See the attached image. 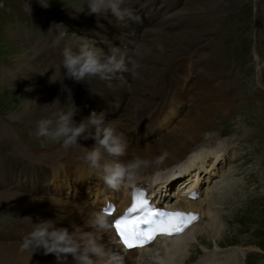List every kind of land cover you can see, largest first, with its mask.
Segmentation results:
<instances>
[{
	"label": "bare ground",
	"instance_id": "1",
	"mask_svg": "<svg viewBox=\"0 0 264 264\" xmlns=\"http://www.w3.org/2000/svg\"><path fill=\"white\" fill-rule=\"evenodd\" d=\"M182 2L186 6L184 13L174 12L169 17H174L175 22L188 20V24L192 27L189 31L178 33V35L172 34L171 30L166 29L174 27L171 22L162 27L153 26L149 31H145L144 34L154 33V37L148 41L139 42L138 40L129 45L128 48L117 47L128 52H131L137 46L142 49H150V54L142 60L138 78L123 73L122 78L118 76L110 80H102L99 77H89L86 82L79 83L63 78L64 70L60 68L63 59L62 52L64 48L68 47L76 54L79 51V44L88 40L86 36V38L82 36L76 42L66 40L62 33L64 30L62 24L69 19V22L75 23L77 28L79 24L82 28H86L95 21L111 24L117 20L111 14L105 16L88 15L86 5L84 6L85 12L80 14L75 13L72 9L57 10L53 8L45 9L40 6L38 9L29 7L28 10L31 13L50 24L51 27H56L43 30L44 25L39 24L44 32V38L41 41L33 40L36 49L33 48L30 52H32L35 60L31 59V62H29L20 58L17 59L15 64L19 66L23 78L28 80V83H24L28 88L24 91H18L17 94L11 95L12 97L9 98L11 106H16L18 103L21 108L18 114H12L11 116L21 121L31 119L32 122L28 124V127L37 128V122L40 119L54 118V113L59 108L71 103L67 101L68 94L71 93V91L68 92L70 88L85 90V93L89 95L97 89H111L117 92L122 89L125 96V108L122 111L119 110L113 113L101 110L95 111V109L90 108L82 114H76L74 120L78 124L92 112L104 113L106 121H112V126L118 132L125 134L128 141L126 154L119 158H113L101 150V163L119 159L121 163L127 164L138 157L147 161L148 165L140 170L135 179L125 181L124 185L118 189H111L103 180H98L94 171L88 170L86 172L79 169V175L75 176L76 174H74L73 177L71 174L75 173L76 170L70 171L68 175L64 172L65 167L61 170L55 168V170L50 171L52 165L65 164L62 159H53L54 157L75 158L74 162H76L75 166L77 168V163L84 161L82 149L73 147L65 150L62 146L58 148L59 145L58 149L51 153L31 155L24 149V146L14 140L12 135L8 134V131H5L6 129L0 128V155H2L0 157V182L2 183L3 180L7 184V188L3 185L2 190H0V215L5 211H11L15 216L17 214L18 220H23L26 223V220H29L30 227L25 228V236L31 232L32 223L37 222V218L54 220L57 227L68 228L70 232L74 230L73 226H76L78 227L76 229L77 235L80 234L81 228L84 231H94L86 225L90 223L95 214L101 213L100 208L108 200V196L111 198L114 194L112 200H118V204L122 205L124 200L126 202L125 195L129 183L140 179L142 185H144L143 188L149 187L148 194L154 195L153 203L157 205L161 203L163 207L171 206L174 210L199 213L202 219L193 226L191 232L179 239L159 237L150 247L136 253L127 252L122 248L113 229L110 227L113 218L106 217L107 229L98 232L97 235L101 238V243L109 254L122 257L123 264H191L197 255L201 253V251L195 253L199 248L196 249L197 247L193 243L198 239L203 243L202 237L206 236L215 248L207 253L206 251L209 248L203 246L202 249L206 253L202 255L196 264H237L239 255L236 252L233 251L232 254L223 255L215 252L220 249L218 243L227 230V218L221 211L228 212L232 200L226 197L231 193L236 195L235 189L226 184L225 179L218 182L212 179V173L215 169L213 167L223 160L227 146L215 140L214 127L216 125L207 120L208 115L205 114L206 119L201 117L205 113L204 111L210 112V108L204 107L207 105L208 100L206 98L200 99L195 109L190 108L191 104H195L193 101L197 103L196 92L199 89H210L213 92H219L218 89L224 90L222 94H217L220 108L227 106L228 103H230L229 108H232L236 101V97L231 94L230 82H226L229 85L228 88H225L224 84L215 87L213 81L209 79H214L216 78L214 76L222 73V71H217L216 63L198 57V52L205 49L210 40L208 30L201 31L198 28L203 25L210 28L212 20H214L220 9L217 0H181L179 3ZM146 3L144 2L138 8H133V2L129 7L133 8L135 15H139L143 19L147 12H143L141 7ZM199 7L206 8L207 12H202L198 9ZM148 13L151 14V10ZM73 15L78 17L73 18ZM128 22L133 23L130 20ZM148 23L149 21L147 25H149ZM188 24L182 29L188 28ZM93 45L102 49L105 53L110 50V47L105 48L104 44H88V46ZM154 53L159 56H155ZM24 56L26 59V55H21V57ZM258 60L260 61L259 65H261L263 62L260 58ZM191 61L194 63L193 65H191ZM153 65L162 66L159 70L160 76L152 75V71L156 70ZM263 69L264 65L262 66ZM199 70L204 71L200 72ZM54 71L61 73V79L51 84L49 79ZM258 71L260 73L261 68ZM37 74H39L40 80L34 82ZM142 74L148 76L147 81V78L144 79ZM17 76L22 80L20 75L17 74ZM65 90L67 92L63 94ZM184 90H186V93L189 92L188 97L187 94H184ZM55 91L56 94L53 93ZM60 95L68 102L67 104L62 101ZM57 97L60 99L59 105L45 106L51 105ZM27 100H34L37 106L29 104ZM186 102L190 103L189 106L187 105L188 110L186 113L181 114V109L186 106ZM178 115H180L179 124L181 127L176 124V127L179 128L175 129L173 127V131L167 135V132L164 133V131ZM148 122L153 124L152 128H149L145 133H140L144 135L143 137L138 133L136 134L139 137H134L135 130ZM94 131V128L89 126L86 135H91ZM78 143L83 147L91 148L94 146L95 141L91 138H81ZM195 144H199L201 147H193ZM4 156H8L7 161H5ZM210 159L213 160L214 164L209 163ZM31 163L43 166L42 168L47 166L44 168V175L49 178V180L45 179L47 187L33 185V188H26L22 185L28 178L32 177L30 175H33ZM10 168L12 169L10 170ZM208 176L210 177L207 179ZM95 178L98 184L93 183V185H90V180ZM204 179L205 181L211 180V182L205 187H197L198 180L202 181ZM11 181L15 185H11ZM194 183L197 184L194 186V190L200 188V197L193 202H188L183 195L186 190H189L187 185L193 186ZM213 183L215 184L214 187ZM20 188L22 190H19ZM81 189H83V193H80ZM237 193L241 194L239 191ZM24 226L26 225L17 224L15 227L2 229L0 232V264H56L52 255L45 256L42 252L32 255L31 250H21V244L25 236L22 235L18 240L16 235H20V230ZM207 242L205 241V243ZM247 251L248 249H245V252ZM250 251L252 252V250ZM106 260L107 257L98 259L97 264H106ZM67 264H74V262L69 258Z\"/></svg>",
	"mask_w": 264,
	"mask_h": 264
},
{
	"label": "rangeland",
	"instance_id": "2",
	"mask_svg": "<svg viewBox=\"0 0 264 264\" xmlns=\"http://www.w3.org/2000/svg\"><path fill=\"white\" fill-rule=\"evenodd\" d=\"M217 1L220 11L212 20L211 27L206 28L203 25L198 28L201 31L208 30L207 32L210 33L209 43L205 46V49L198 52V57L216 63L217 71H222V73L214 76L216 77L214 79H209L213 81L215 87L224 84L225 88H228L230 85L231 94L236 97V101L232 108H229L230 103L220 108L217 94H222L224 90L218 89L219 92H213L210 89H199L196 92L197 103L193 101L196 105L191 104L190 106V108L195 109L200 99L206 98L208 100L207 105L204 107L210 108V112L204 111L205 113L201 117L206 119L205 114L208 115L207 120L216 125L214 127L215 140L227 146L223 160L213 167L215 169L212 173V179L215 182L225 179V183L233 187L236 192V195L231 193L226 197L232 200L228 212L221 211L227 218V230L218 243L220 249L215 252L219 255L236 252L239 255L237 264H264V69L262 70L264 65V0ZM71 3L72 0H0V128L6 129L5 131H8V134L12 135L14 140L24 146L27 152L35 156L51 153L62 145L59 141L37 137V128L28 127V124L32 122L31 119L21 121L11 116L12 114H18L21 108L18 103L16 106H11L9 98L12 97L11 95L17 94L18 91H24L28 88L24 84L28 83V80L23 78L19 66L15 63L19 58L23 61L28 60L31 62V59L34 61L35 58L30 52L33 48L36 49L33 40H43V30L56 27H51L50 24L31 13L28 10L29 7L38 9L40 6L45 9L66 10L71 9L69 8ZM182 4L183 2L179 4L174 12L183 14L186 6ZM198 9L207 12L204 7ZM77 17V15H73V18ZM69 21L68 19L62 24L64 29H62V33L66 40L72 42H76L82 36L87 37L88 41L85 40L79 46L93 43L104 44L105 48L111 46L121 47L134 44L137 40L135 33L139 30V27L134 22L131 24L128 21L124 23L116 21L111 24H103V21H95L86 28H82L80 24L77 28L75 23ZM175 23L174 20L171 24ZM39 24L44 25L43 30ZM191 28L188 24V28L185 30L181 28L180 30H171V32L178 35V33H185ZM154 54L159 56L157 53ZM21 55H26V59L25 56L21 57ZM258 58L263 62L261 65H259ZM193 64L192 62L191 65ZM153 67L156 70L152 71V75L160 76L159 70L162 66L153 65ZM258 67L261 68L260 73H258ZM199 71L203 72L204 70ZM17 74L21 76L22 80ZM142 76L144 79L147 78L146 81L148 80V76L146 77L145 74H142ZM39 80L40 76L37 74L34 82H39ZM226 82H230V84L228 85ZM120 90V92L111 89L93 90L90 95L93 101L91 108L95 111L101 110L113 113L119 110L122 111L125 108V96L122 89ZM53 93L56 94V91ZM184 94H187L188 97L189 92L186 93V90H184ZM60 97H62L63 102L68 103L62 95ZM185 100L188 101L187 98ZM185 104L186 106L181 109V114L187 112L190 103L186 102ZM180 115L168 125L164 133L167 132L168 135L174 128L176 129V124L181 127L179 124ZM195 146L201 147L199 144L193 145V147ZM4 158L6 161L8 156H4ZM56 158L62 159L65 164L52 165L50 171L55 170V168L61 170L65 167L64 172L68 175L70 171L76 170L75 173L71 174L73 177L74 174H76L75 176L79 175V169L86 172L89 170L95 172L98 180H102L100 173L91 169L84 161L78 162L76 168L75 158L54 157L53 159ZM209 163L214 164L211 159ZM42 167L36 163H31L33 175H30L32 177L28 178L22 185L26 188H33V185L47 187L45 179L49 180V178L44 175V168L47 166ZM95 180L96 178L90 180V185H93V183L98 184V181ZM209 182L211 180L205 182V186ZM3 185L7 188L6 182L2 180L0 190H2ZM11 185H15L14 182ZM16 189L18 190V187ZM80 193H83V189ZM16 216L11 211L3 212L0 215V232L2 229L15 227L17 224H24L26 226L21 228L20 235H16V239L20 240L22 235L25 236V228L30 227V224L28 223L29 220H26V223L23 220H18L19 218ZM202 240L203 243L200 239L193 243L196 245V249L199 248L195 253L197 254L200 251L201 253L197 255L191 264H196L203 254L209 253L208 251L211 252L215 248L206 236H203ZM205 241L208 242L205 243ZM203 246H206L209 250L204 252ZM245 249H248V251L245 252Z\"/></svg>",
	"mask_w": 264,
	"mask_h": 264
},
{
	"label": "clouds",
	"instance_id": "3",
	"mask_svg": "<svg viewBox=\"0 0 264 264\" xmlns=\"http://www.w3.org/2000/svg\"><path fill=\"white\" fill-rule=\"evenodd\" d=\"M134 0H72L71 8L75 13L85 12L88 15L105 16L111 14L118 22H140V17L135 15L132 5ZM44 6V5H43ZM47 7V6H45ZM150 54V49L134 47L131 52L122 51L120 48L111 47L108 53L102 49L87 44H81L78 53L74 54L68 47L62 52L60 68L64 70V79H71L79 83L87 81L89 77H99L110 80L128 73L134 78L140 76L143 58ZM61 79V73L53 72L49 83L54 84ZM31 91V89H29ZM67 101L71 102V98ZM35 104L34 100H27ZM60 99L56 98L48 107L59 105ZM37 106V105H36ZM78 109L71 102L54 113V118H43L37 122V137H44L52 141H59L65 150L76 147L83 150V160L87 165L100 173V178L111 189H118L125 181L135 179L141 169L147 167L148 162L136 158L127 164L119 159L101 163L102 151L110 157L119 158L126 154L128 141L123 132H118L112 126L113 122L106 121L104 113L92 112L85 120L75 122L74 117ZM89 126L94 128V133L86 135ZM93 139L95 144L91 148L83 147L78 141ZM62 220V219H59ZM86 227L94 231H84L73 226V231L68 228L57 227L56 221L37 218L32 223L31 232L23 238L21 250H31L32 255L42 252L43 255H52L56 264H67L69 258L74 264H97L98 259L107 257L106 264H123V258L109 254L101 243L98 232L107 229V218L102 213L94 215Z\"/></svg>",
	"mask_w": 264,
	"mask_h": 264
},
{
	"label": "snow or ice",
	"instance_id": "4",
	"mask_svg": "<svg viewBox=\"0 0 264 264\" xmlns=\"http://www.w3.org/2000/svg\"><path fill=\"white\" fill-rule=\"evenodd\" d=\"M190 198L197 197L193 194ZM105 212L111 216L114 208L110 206ZM198 219L193 213L170 212L157 208L150 203L144 191L134 189L131 205L112 221L110 227L114 229L123 247L130 250L144 248L158 236H177Z\"/></svg>",
	"mask_w": 264,
	"mask_h": 264
},
{
	"label": "water",
	"instance_id": "5",
	"mask_svg": "<svg viewBox=\"0 0 264 264\" xmlns=\"http://www.w3.org/2000/svg\"><path fill=\"white\" fill-rule=\"evenodd\" d=\"M169 171V170H168Z\"/></svg>",
	"mask_w": 264,
	"mask_h": 264
}]
</instances>
